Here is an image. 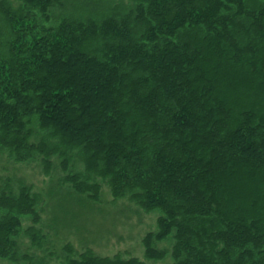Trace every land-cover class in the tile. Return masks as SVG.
<instances>
[{
	"label": "trees",
	"instance_id": "trees-1",
	"mask_svg": "<svg viewBox=\"0 0 264 264\" xmlns=\"http://www.w3.org/2000/svg\"><path fill=\"white\" fill-rule=\"evenodd\" d=\"M0 165V264H264V0H0Z\"/></svg>",
	"mask_w": 264,
	"mask_h": 264
},
{
	"label": "rangeland",
	"instance_id": "rangeland-1",
	"mask_svg": "<svg viewBox=\"0 0 264 264\" xmlns=\"http://www.w3.org/2000/svg\"><path fill=\"white\" fill-rule=\"evenodd\" d=\"M1 166V165H0ZM16 177H23L32 182L36 188H44L47 179L44 178L37 168L20 166L16 168ZM104 201L109 199L103 198ZM105 203H100V205ZM135 208L121 200L113 205H102V207L89 216L83 222L85 228L78 232L87 237L91 246L97 254L112 255L119 253L124 257H136L142 259L143 247L141 239L148 231L155 230L156 212L147 214L134 213ZM75 233V231H72ZM61 236V235H60ZM72 241L76 243L74 234H71ZM158 247H169V242L158 244ZM167 257L157 264H169Z\"/></svg>",
	"mask_w": 264,
	"mask_h": 264
}]
</instances>
